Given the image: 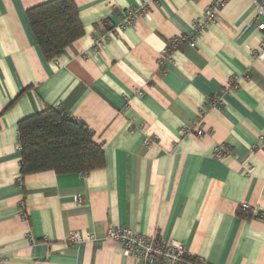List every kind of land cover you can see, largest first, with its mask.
<instances>
[{"label":"crops","instance_id":"0c3cea01","mask_svg":"<svg viewBox=\"0 0 264 264\" xmlns=\"http://www.w3.org/2000/svg\"><path fill=\"white\" fill-rule=\"evenodd\" d=\"M49 1L0 0V264H140L106 239L118 227L181 244L196 264H264V151L255 148L264 64L253 0L226 1L196 47L170 51L163 66L173 39L191 36L221 0H150L115 35L143 0H74L83 35L54 60L27 18ZM215 95L220 109L207 105ZM46 108L92 132L102 168L20 180L18 123ZM220 145L230 151L223 160ZM73 234L83 241L70 243Z\"/></svg>","mask_w":264,"mask_h":264},{"label":"trees","instance_id":"16d2710c","mask_svg":"<svg viewBox=\"0 0 264 264\" xmlns=\"http://www.w3.org/2000/svg\"><path fill=\"white\" fill-rule=\"evenodd\" d=\"M35 40L48 60L61 56L83 35L74 0H51L27 11ZM15 103V102H14ZM20 180L32 174L88 173L104 166V151L83 123L54 108H46L18 123ZM241 214L251 217L249 211ZM264 219V214L256 216Z\"/></svg>","mask_w":264,"mask_h":264},{"label":"built area","instance_id":"2783aa9c","mask_svg":"<svg viewBox=\"0 0 264 264\" xmlns=\"http://www.w3.org/2000/svg\"><path fill=\"white\" fill-rule=\"evenodd\" d=\"M226 1L228 0L211 3L206 8L203 16L195 21L194 32L191 36H181L173 39L169 50L163 51L158 61L159 66H163L170 51L179 50L185 44L195 48L198 37L214 23ZM253 2L256 7L255 19L259 21L258 30L262 34L260 48L255 52V58L264 64V0H253ZM149 3L150 0H143L139 9L129 10L120 25L113 28L110 32L115 35L126 27L133 25L137 18L148 13ZM102 42L103 40L96 41L97 47L101 46ZM207 105L211 108H222L224 105L223 95H215L209 100ZM196 134L201 137L204 132L202 129H198ZM255 148L264 151V130L260 133ZM214 155L221 160L226 159L230 156L229 148L226 145H220L215 149ZM243 171L246 174H250L251 167L244 165ZM241 209L249 211L247 205H244ZM21 213H23L24 217L23 207H21ZM89 239L91 237H87L86 240ZM106 239L119 244L127 257L136 259L140 264H196L192 262V255L185 246L174 242H164L157 237H147L129 228H111L107 232ZM81 241H83V238L78 234H73L69 238L70 243Z\"/></svg>","mask_w":264,"mask_h":264}]
</instances>
